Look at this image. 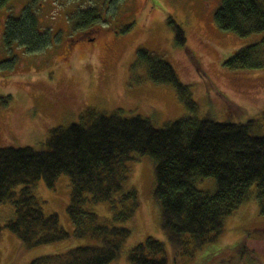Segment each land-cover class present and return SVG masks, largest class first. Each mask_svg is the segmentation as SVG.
<instances>
[{
	"label": "rangeland",
	"instance_id": "1",
	"mask_svg": "<svg viewBox=\"0 0 264 264\" xmlns=\"http://www.w3.org/2000/svg\"><path fill=\"white\" fill-rule=\"evenodd\" d=\"M37 6L40 32L50 42L31 51L16 41L6 44L5 26L29 6ZM95 5L100 20L93 27L70 26V18ZM221 0H9L0 8V148H44L51 129L83 121L88 110L122 117L140 116L163 127L180 118L246 124L251 134L264 136V68L232 70L226 62L239 50L260 42L264 33L240 37L218 28L215 14ZM172 19L184 32L185 46L175 43ZM144 50L167 62L189 87L197 110L187 107L177 91L148 79ZM125 165L127 186L135 189L138 207L120 225L131 231L122 253L109 264H131L129 251L147 238L163 242L167 264H264V215L251 198L224 220L223 233L201 250L189 244L180 255L161 229L154 196L153 161L132 154ZM17 187L16 190H19ZM196 188L214 192L212 177L197 178ZM34 191L45 215L57 214L71 234L67 214L69 177H58L53 188L43 180ZM102 221L112 218L109 203L87 204ZM13 217V206L0 203V224ZM263 232V233H262ZM68 239L20 251V241L6 229L0 235V264H28L31 260L86 244ZM244 246L240 254L238 247Z\"/></svg>",
	"mask_w": 264,
	"mask_h": 264
},
{
	"label": "trees",
	"instance_id": "2",
	"mask_svg": "<svg viewBox=\"0 0 264 264\" xmlns=\"http://www.w3.org/2000/svg\"><path fill=\"white\" fill-rule=\"evenodd\" d=\"M8 1L0 0V8ZM37 6L9 18L6 44L16 41L35 51L50 42L48 31L40 32ZM99 20L100 8L95 5L71 17L70 26L85 29ZM215 21L219 29L240 37L264 33V0H221ZM169 24L175 43L184 47L183 30L172 19ZM138 56L146 62L148 79L170 85L187 107L197 110L189 87L167 62L144 50ZM226 64L232 70L263 69L264 38L239 50ZM82 119L51 129L41 150L0 148V203L13 206V217L0 224V235L3 229L14 234L20 251L68 239L87 242L28 264H109L120 257L131 235L120 224L132 219L138 207L135 189L127 186L124 165L134 159L133 153L153 161L161 229L177 255L189 244L196 251L215 242L223 233L224 220L251 198L253 185L259 213L264 215V136L251 134L252 121L234 124L186 117L156 127L140 116L94 110L86 111ZM61 175L70 182L66 211L73 224L71 234L60 225L57 214L43 213L34 191L39 180L53 188ZM207 177L215 180L212 193L196 188V179ZM99 203L110 204L111 220L102 221L85 208ZM243 248L241 244L237 253ZM165 256V244L147 238L127 258L131 264H167Z\"/></svg>",
	"mask_w": 264,
	"mask_h": 264
},
{
	"label": "bare ground",
	"instance_id": "3",
	"mask_svg": "<svg viewBox=\"0 0 264 264\" xmlns=\"http://www.w3.org/2000/svg\"><path fill=\"white\" fill-rule=\"evenodd\" d=\"M73 124H77V123H73Z\"/></svg>",
	"mask_w": 264,
	"mask_h": 264
}]
</instances>
